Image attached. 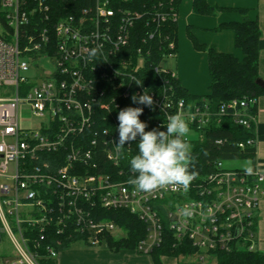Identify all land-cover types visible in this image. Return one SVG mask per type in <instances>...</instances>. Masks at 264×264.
I'll list each match as a JSON object with an SVG mask.
<instances>
[{
  "label": "built area",
  "instance_id": "obj_1",
  "mask_svg": "<svg viewBox=\"0 0 264 264\" xmlns=\"http://www.w3.org/2000/svg\"><path fill=\"white\" fill-rule=\"evenodd\" d=\"M89 1L92 6L76 13L71 7L55 19L52 0H0V264H56L61 247L74 239L98 247L122 232L99 219V211L120 210L146 227L135 249L141 255L164 245L166 234L174 249L196 250L199 264L217 253L264 252L257 239L264 174L213 161L187 192H139L127 182L137 175L130 159L139 139L120 150L115 144L118 99L145 90L154 104L141 105L156 129L166 131V117L180 114L189 123L187 142L223 119L252 130L256 118L249 106L256 102L231 100L212 108L202 100L187 108L168 84L175 74L161 65L152 68L154 81L144 84V57L123 56L144 14L119 6L130 0ZM152 17L163 21L156 12ZM167 45L165 60L175 58L174 44ZM99 138L109 162L102 173L93 160ZM255 139L238 148L255 147ZM53 157L61 163L50 170L45 159ZM185 207L192 216L183 215Z\"/></svg>",
  "mask_w": 264,
  "mask_h": 264
},
{
  "label": "trees",
  "instance_id": "obj_2",
  "mask_svg": "<svg viewBox=\"0 0 264 264\" xmlns=\"http://www.w3.org/2000/svg\"><path fill=\"white\" fill-rule=\"evenodd\" d=\"M181 2L182 0H130L129 3L119 2V4H123L119 6L131 8L138 13L144 14L135 22L134 28L131 31L130 46L125 51L126 54L123 55L126 58L132 57L133 59H136L138 54L144 57V72L141 80L144 84L149 85L154 81L152 68L162 66L163 61L167 58L169 54L167 50L168 42L174 44L176 54L177 18ZM92 4L93 1L89 0H52L54 18L56 19L69 14L68 9H71V7L74 13H76L78 8L86 5L92 6ZM62 9H66V11L62 12ZM192 11L196 15L210 17L225 10L207 4L206 0H193ZM153 12L158 13L163 21H153ZM232 12L238 13L241 16V21L239 23L221 24L214 31L230 30L234 33V46L243 56L241 61L233 55L220 54L213 47L199 44L191 35L190 31L187 33L194 50L206 53L210 79L209 93L204 97L189 95L180 86L176 78L168 81L176 98L183 101L187 108L201 103L202 100H207L210 102L212 108H216L231 100H253L257 103L259 98L264 97V86L260 84L258 74L259 41L261 38L258 22L256 20H250L246 10H233ZM173 14H175V19L170 17ZM26 30L31 31L29 27ZM152 33H155L154 37L150 38L149 35ZM118 101L121 107L117 110V113L126 107L143 108L140 120L147 123L148 127L146 131L156 129L153 124V117L150 116L144 106L134 103L132 96L129 100L121 101L118 99ZM256 103L253 106H249V111L255 118ZM112 109L115 111L113 107ZM114 130L115 128H113ZM254 133H256V126L252 130H245L234 125L230 119H223L217 124L212 123L208 131L202 135L201 139L196 138V140H190L188 142L192 146L191 154L193 157V164L190 165L189 170L194 171L196 176H202L209 171L208 164L213 161L227 162L244 160L249 161L253 165L255 162V147L245 146L244 149H240L238 145L241 143L246 144L250 139H254L256 136ZM138 139H140L139 136L136 140ZM136 140L132 141L133 145L137 142ZM135 148L133 156L139 154L138 147ZM106 149L101 138H99L96 141V149L93 157L99 173L105 171L109 165L106 159ZM45 160L50 170H55L61 163V160L57 157L46 158ZM99 212L101 213L99 219L113 223L124 233V237L118 240H115L112 235L106 236L103 243L106 244L108 249L112 251L135 250L138 243L146 237V227L128 211ZM75 241L78 240L74 239L66 243L59 251L68 249L71 243L73 244ZM195 254L196 250L186 245L179 249H174L172 240L166 234L165 244L153 250L149 256L152 258L153 264H163L161 262L162 257L176 259L180 256L192 257ZM213 257L216 264H264V252L217 253Z\"/></svg>",
  "mask_w": 264,
  "mask_h": 264
},
{
  "label": "crops",
  "instance_id": "obj_3",
  "mask_svg": "<svg viewBox=\"0 0 264 264\" xmlns=\"http://www.w3.org/2000/svg\"><path fill=\"white\" fill-rule=\"evenodd\" d=\"M192 1L182 0L179 6L176 56L163 61V68L175 74L180 86L189 95L207 96L210 85L207 55L194 50L187 33L190 31L199 44L213 47L220 54L233 55L241 61L243 56L234 46V33L230 30L220 32L214 30L221 24L239 23L241 16L232 11L246 10L248 18L258 22L261 33L258 74L260 84L264 86V0H206L207 4L225 10L213 17L194 14ZM182 20L185 22L184 25ZM174 61V68H168L167 65ZM255 141V162L253 165L250 163V169L264 174V97L259 98L256 103ZM259 209L257 239L259 249L264 251V196L261 198ZM56 264H153V261L149 255H139L135 250L94 249L89 251L71 250L69 247L59 253Z\"/></svg>",
  "mask_w": 264,
  "mask_h": 264
},
{
  "label": "clouds",
  "instance_id": "obj_4",
  "mask_svg": "<svg viewBox=\"0 0 264 264\" xmlns=\"http://www.w3.org/2000/svg\"><path fill=\"white\" fill-rule=\"evenodd\" d=\"M97 49H93L90 56H95ZM137 85L142 82L135 81ZM134 103L152 107L153 98L148 92L142 95H133ZM143 108L126 107L118 113L119 139L115 142L117 150L122 149L126 143L135 141L139 136V154L130 159V167L134 178H129L128 184L134 186L136 191L153 193L158 190L182 188L187 192L196 173L190 171L193 164L192 146L185 137L190 133L189 123L180 114L166 117L167 123L163 125L166 131L152 129L146 131V122L140 120ZM247 171H251L250 168ZM183 215L190 217L193 210L189 207L182 209Z\"/></svg>",
  "mask_w": 264,
  "mask_h": 264
},
{
  "label": "rangeland",
  "instance_id": "obj_5",
  "mask_svg": "<svg viewBox=\"0 0 264 264\" xmlns=\"http://www.w3.org/2000/svg\"><path fill=\"white\" fill-rule=\"evenodd\" d=\"M210 17H213V16H210ZM184 25V21L182 20L181 21ZM176 56V54H175ZM171 64H168L167 67L168 68H174L175 66V61L174 62H170ZM224 168L227 169V170H247L248 168L251 167V164L249 161H244V160H238V161H227V162H224ZM112 237L115 239V240H118V239H121L124 237V233L121 232V231H118V232H114L112 234ZM70 249L71 250H79V249H83V250H89V251H94V249H100V250H108L106 248V244L105 243H101L100 246L98 247H88L86 246L85 244H83L82 242H76L74 244H72L70 246ZM141 255V254H139ZM196 261V257H183V256H180L178 258H176V260L174 261V259H167V258H161V262L162 263H165V264H174L176 262V264H184V263H194ZM202 264H216L215 262V259L213 256H205L203 258V261H202Z\"/></svg>",
  "mask_w": 264,
  "mask_h": 264
}]
</instances>
